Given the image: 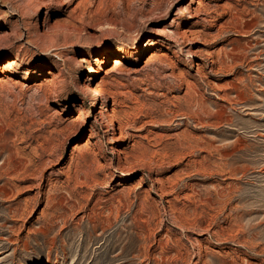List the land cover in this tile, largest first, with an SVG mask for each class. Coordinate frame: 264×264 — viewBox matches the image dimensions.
I'll return each instance as SVG.
<instances>
[{
	"label": "rangeland",
	"instance_id": "1",
	"mask_svg": "<svg viewBox=\"0 0 264 264\" xmlns=\"http://www.w3.org/2000/svg\"><path fill=\"white\" fill-rule=\"evenodd\" d=\"M8 60L0 264H264V0H0Z\"/></svg>",
	"mask_w": 264,
	"mask_h": 264
},
{
	"label": "bare ground",
	"instance_id": "2",
	"mask_svg": "<svg viewBox=\"0 0 264 264\" xmlns=\"http://www.w3.org/2000/svg\"><path fill=\"white\" fill-rule=\"evenodd\" d=\"M194 15V14H193ZM177 37H182L183 36V31H181V32H178V33H176L175 34ZM157 55V54H156ZM155 56V54L154 53H152L151 55H149L148 57H147V62L148 61H150L153 57ZM114 61H113V66L114 67H118V66H120V65H122V61L119 59V58H115V59H113ZM79 62H82V61H84V60H82V59H80V60H78ZM96 61H97V59H96ZM11 64H12V61H10V60H8V61H6L5 63H3L1 66H0V69L2 70V71H4L5 69H7L9 66H11ZM99 73V71L98 70H91V75L90 76H88L87 77V80H88V82H93L94 81V79L95 78H97L98 77V74ZM189 88V87H188ZM234 88V87H233ZM89 93H90V95L92 96V97H94L96 100L95 101H97V98H100L101 97V93H100V88H99V86L97 85V84H95V83H93L92 85H90L89 86ZM189 93V92H188ZM189 104H194L195 106H196V108H197V112H196V114H197V116H198V118H199V115H200V113H206L207 114V116L208 115H212V112H210L207 108L205 109L204 108V105H203V103H202V100H199V99H196L193 95H189ZM95 104V103H94ZM96 105V104H95ZM99 105V104H98ZM97 106V105H96ZM209 108V107H208ZM104 112H105V114H107L108 115V113H109V106L107 105V106H105L104 107V110H103ZM201 123V122H200ZM118 138V137H117ZM188 141H189V139H188ZM191 145V144H190ZM193 147V146H192ZM117 153H119L118 151H117ZM201 165V164H200ZM193 222V221H192ZM190 224V223H189Z\"/></svg>",
	"mask_w": 264,
	"mask_h": 264
}]
</instances>
